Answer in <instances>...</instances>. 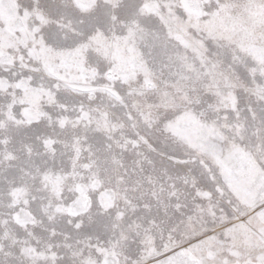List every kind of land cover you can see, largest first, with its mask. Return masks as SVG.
<instances>
[{
  "label": "snow or ice",
  "instance_id": "obj_1",
  "mask_svg": "<svg viewBox=\"0 0 264 264\" xmlns=\"http://www.w3.org/2000/svg\"><path fill=\"white\" fill-rule=\"evenodd\" d=\"M0 264H264V0H0Z\"/></svg>",
  "mask_w": 264,
  "mask_h": 264
}]
</instances>
